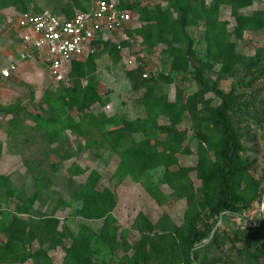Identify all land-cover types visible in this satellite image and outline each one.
I'll return each instance as SVG.
<instances>
[{"label":"rangeland","instance_id":"374dc122","mask_svg":"<svg viewBox=\"0 0 264 264\" xmlns=\"http://www.w3.org/2000/svg\"><path fill=\"white\" fill-rule=\"evenodd\" d=\"M118 1L136 6L128 8L132 28L103 35L77 65L55 74L41 58L10 67L20 55L16 20L43 9L75 13L92 0H0V264H74L68 250L80 234L90 240L94 264H124L144 238L153 240L149 264H184L185 251L171 236L185 221L190 191L194 215L209 218L199 167L205 146L204 174L214 168L218 134L206 141L198 126L223 99L244 141L247 171L238 193L247 203L264 187V0L241 8L239 17L228 2L205 0L202 8L198 1L187 27L193 52L180 69L170 44L138 12L160 10L170 21L162 12L174 10V0ZM230 44L239 60L228 70L219 54ZM166 139L174 141L177 163L132 171L142 142L161 148ZM168 170L185 174L176 179ZM96 192L113 201L109 226L83 216ZM252 205L218 221L227 236L206 264H264V199Z\"/></svg>","mask_w":264,"mask_h":264},{"label":"trees","instance_id":"16d2710c","mask_svg":"<svg viewBox=\"0 0 264 264\" xmlns=\"http://www.w3.org/2000/svg\"><path fill=\"white\" fill-rule=\"evenodd\" d=\"M198 1L200 0H174V10L162 12V15H169L171 18L170 21H165L160 16V10L150 12L147 7H140L138 11L141 19L145 22L146 28L152 32H157L160 39L165 38L166 42L170 44L169 46L176 56L174 61L175 69L187 68L189 64L187 55L193 52V40L188 33L187 27L193 24L195 20L192 12L193 9L195 10L199 7L197 5ZM221 1L231 4L233 13L239 17L241 8L253 4L256 0ZM119 3L125 8L136 7L135 5L124 4L123 1H119ZM204 5L205 0H201L200 6L205 8ZM64 12L70 16L74 14L70 13L68 10ZM170 33L173 34V39L176 42L186 45L187 49L183 45H173V41L169 40L167 37ZM230 45L231 48L228 50L220 49L219 54L228 70L232 63L239 60V55H237L232 48L234 44ZM78 62L79 61H74L73 64L77 65ZM185 108L186 107L183 106V110ZM208 109L209 117L207 118V122L200 123L198 130L206 137V141H209L211 136L213 137L215 134H218L216 144L213 146L216 157L214 168L209 174H204V169L210 162L209 150L205 146H202L201 149L202 160L199 167V175L203 180V190L206 193V203L208 204L207 206L210 212L209 218L206 219H202L200 214L194 215V207L197 206L194 191L188 193L189 208L186 213L185 221L176 228L175 234L177 236H171V238H173L185 251L184 264H194L195 261H197V264H206L208 260L207 256L213 245L216 244L220 238L227 236L226 229L220 230L217 227L218 221L222 217H227L229 214H246L252 208L254 201L259 200L261 202L264 199V187L261 189V192L255 193L251 197V201L247 203L241 193H238L239 175L247 171V164L242 155L244 141L242 140L233 115L229 111V102L223 99L217 106H210ZM191 115L194 117V111L191 112ZM171 116L176 122L179 121L178 119L180 116ZM124 131L123 129L119 133L122 134ZM113 133L116 134L117 132L114 131ZM179 135L185 137L186 133L185 131H179ZM173 142L174 141L171 139H166L163 141V146L161 148H159L158 145L151 146L148 142H142L139 148L132 152V171L135 169L147 171L161 164L169 167L177 163L178 159L173 149ZM186 149H189V147H186ZM167 174L176 176V179H178L180 176H184L185 173L168 170ZM202 204L204 205L205 203L202 202ZM86 207L90 210V213H83V216L88 218H105L108 223L107 226L110 225L114 204L113 201L110 200L109 192L103 195L96 192L90 197L87 196ZM48 221L54 224L58 219L53 218ZM43 222L46 221H41L40 223ZM261 223L263 226L264 222ZM50 224L52 225V223ZM38 228H40V226ZM252 228L253 226L250 224L249 229ZM71 237L72 245L68 252L70 251L73 263L94 264L91 257L92 249L88 237L81 234L77 236L72 235ZM151 243H153V240L145 238L136 243L134 246L135 252L131 256H126L124 258V264H149L151 256L155 254L150 247ZM218 246H221V244L216 245V248H218ZM244 247L251 256L256 257V252L252 250V246L248 244L247 241L244 243ZM221 253L222 251L219 252V254Z\"/></svg>","mask_w":264,"mask_h":264},{"label":"built area","instance_id":"2783aa9c","mask_svg":"<svg viewBox=\"0 0 264 264\" xmlns=\"http://www.w3.org/2000/svg\"><path fill=\"white\" fill-rule=\"evenodd\" d=\"M132 25L131 11L118 0H92L87 9L71 16L49 9L22 14L15 27L20 55L10 67L15 69L19 61L41 58L51 73L60 74L103 35Z\"/></svg>","mask_w":264,"mask_h":264}]
</instances>
